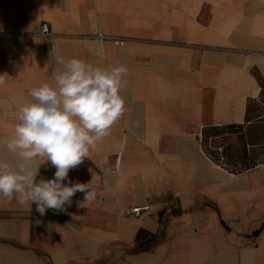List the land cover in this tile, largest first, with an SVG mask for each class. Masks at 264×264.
<instances>
[{"label":"crops","instance_id":"crops-1","mask_svg":"<svg viewBox=\"0 0 264 264\" xmlns=\"http://www.w3.org/2000/svg\"><path fill=\"white\" fill-rule=\"evenodd\" d=\"M56 55L126 66L125 111L64 181L92 180L93 203L0 198V264H264V164L231 173L198 139L264 94V0H0V141ZM0 159L23 163L3 143Z\"/></svg>","mask_w":264,"mask_h":264},{"label":"clouds","instance_id":"clouds-1","mask_svg":"<svg viewBox=\"0 0 264 264\" xmlns=\"http://www.w3.org/2000/svg\"><path fill=\"white\" fill-rule=\"evenodd\" d=\"M55 65L53 83L29 90L30 99L16 109L11 137L0 141L23 161L14 167L0 159V198L15 200L19 206L35 203L41 215L47 209L63 210L77 192L84 193L81 207L95 201L92 180L64 181L71 169L91 158L125 111L120 90L126 82V66L101 67L63 55L55 56ZM11 79L0 74V86ZM47 162L56 169L54 177L37 181L41 164Z\"/></svg>","mask_w":264,"mask_h":264},{"label":"trees","instance_id":"trees-1","mask_svg":"<svg viewBox=\"0 0 264 264\" xmlns=\"http://www.w3.org/2000/svg\"><path fill=\"white\" fill-rule=\"evenodd\" d=\"M260 123L250 118V105L247 110V120L240 125L212 126L203 130L202 147L205 153L213 162L222 166L231 173H241L260 164H264V159L260 158L258 150ZM225 138L227 144L221 157L209 150L205 144L207 139ZM232 143L237 146L235 152L231 153ZM231 145V146H230Z\"/></svg>","mask_w":264,"mask_h":264},{"label":"rangeland","instance_id":"rangeland-1","mask_svg":"<svg viewBox=\"0 0 264 264\" xmlns=\"http://www.w3.org/2000/svg\"><path fill=\"white\" fill-rule=\"evenodd\" d=\"M250 118L255 122L258 121L260 123V135L258 137V150L261 153L260 158L264 159V94L259 102L252 103L250 105ZM204 130V129H203ZM203 130H200L199 133V141L202 144L203 139ZM207 148L214 152L217 156L221 157L223 150L225 148V144L227 141L225 138L217 137L212 139H207L205 142ZM231 146V145H230ZM237 146H234L232 143L231 153L235 152Z\"/></svg>","mask_w":264,"mask_h":264},{"label":"built area","instance_id":"built-area-1","mask_svg":"<svg viewBox=\"0 0 264 264\" xmlns=\"http://www.w3.org/2000/svg\"><path fill=\"white\" fill-rule=\"evenodd\" d=\"M50 34V27L49 24L47 22H44L39 29V35L42 37L47 38ZM97 39L99 40H104L107 39L105 36H103L101 33H99L98 35L95 36ZM115 44L117 45H123L124 44V40H114Z\"/></svg>","mask_w":264,"mask_h":264}]
</instances>
